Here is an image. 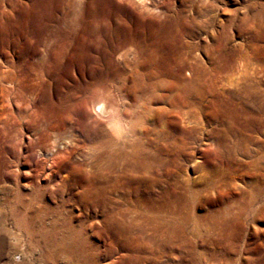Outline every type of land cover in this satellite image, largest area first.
Segmentation results:
<instances>
[{
  "label": "rangeland",
  "instance_id": "rangeland-1",
  "mask_svg": "<svg viewBox=\"0 0 264 264\" xmlns=\"http://www.w3.org/2000/svg\"><path fill=\"white\" fill-rule=\"evenodd\" d=\"M91 1L0 0V264H264V0ZM92 10L124 22L130 65L38 45ZM105 89L116 136L90 108ZM23 211L85 254L29 253Z\"/></svg>",
  "mask_w": 264,
  "mask_h": 264
},
{
  "label": "bare ground",
  "instance_id": "bare-ground-1",
  "mask_svg": "<svg viewBox=\"0 0 264 264\" xmlns=\"http://www.w3.org/2000/svg\"><path fill=\"white\" fill-rule=\"evenodd\" d=\"M91 3L93 5L95 1L92 0ZM93 12L94 10H92V12L90 13L89 15L90 18L88 19V22L77 23L79 21V18L75 17V18H72L71 21L67 24L63 23L65 21H62L60 19V21L56 22V24L54 23L53 27L47 28L43 25L41 27V31L38 32V34L43 33V32H45V34L40 36L38 45L43 47L45 50H48L49 48L53 52L58 51V54H57L58 58L62 54V50L66 51L68 48L74 47L75 49L79 48L83 56H85V58L90 60L91 63H93L95 66L98 64V62H104L105 65H108V66H111V65L113 66L114 64H118L119 62L122 63L123 65L125 64L126 66L130 65L131 62L125 57L123 53L121 54V56H119L120 58L119 57L115 58L113 55V53L117 49L123 46H126L127 44L133 45V46L137 45V42L133 38H128L126 35H123V37L120 36L119 28H121L124 25V22L117 21L116 24L112 26L105 19L103 26L101 27L99 23V19L101 18L94 19L92 16ZM44 49H42V51H44ZM35 51L38 52V50H35ZM43 60L44 58L38 59L39 66L41 62H43ZM38 68H41V67H38ZM36 70L37 69L35 68V71ZM39 71H43V70H39ZM2 89L7 90V87L4 86ZM105 92L106 94L104 96L93 93V95L91 96L90 108H91V111L95 115H97L98 117H101L106 122V125L109 126V129L112 131L114 136H116L118 135V133H120V131L124 127V123H123L124 119L122 115L116 111V107L118 105L117 102L115 100H112V98L108 97V95L110 94L109 90L105 89ZM102 133H103L102 134L103 136H101L102 140L100 141H103V142H99V146L101 148L106 149L105 156H104L106 158L100 157L99 162L100 164H103L104 167H110L108 165H111L112 163H116L114 160H112V156H111L113 152V149L111 147L114 144L111 146L112 139L109 138L110 134L108 135L106 131H103ZM140 153L141 152L136 153L135 157L139 158ZM97 190L98 188L94 189V192H96ZM142 202H145V200H142ZM137 203L135 201L136 205L141 206L140 205L141 202L139 200ZM22 217L24 218V221L21 224L20 223L16 224L17 225L16 227L20 231H22L24 236L27 238L29 253L33 251V249L36 247V245L40 241H42L44 245L51 246L53 249L57 248L58 251L62 250L63 252L64 250L68 252L69 257L73 256L74 259L77 258L78 255L83 256V251L85 254V250L81 249L82 244L79 245L80 244L79 238H78L79 235L78 236L76 235L77 231L75 232L74 227L73 229H70L71 227L67 223L65 224L63 223L64 228H62L61 227L62 224L56 220H54L52 223L46 226L42 224L41 222L42 220L40 219L39 215L37 214L28 215L26 211L22 212ZM144 218H145L144 223L149 221L150 223H152V225H155V228L159 226V224H157L156 222L158 221L157 218L150 217V216H145ZM36 222H39V223H36ZM2 226L3 225H1V228H0V249H1V244L4 241L2 234L8 233L7 229L4 228L5 226L4 227ZM64 229L71 232V234H69V232L68 233L62 232V230ZM141 229L142 228H139L140 231ZM67 236L71 237L70 238L71 242L73 238L74 240L73 245H75L74 247L68 241L65 240ZM74 242H76V244H74ZM6 263L4 262V264Z\"/></svg>",
  "mask_w": 264,
  "mask_h": 264
}]
</instances>
